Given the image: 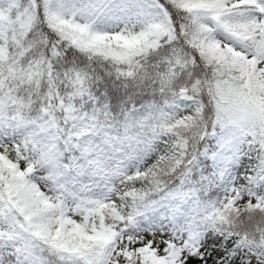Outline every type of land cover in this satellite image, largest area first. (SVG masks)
<instances>
[{"label": "snow or ice", "instance_id": "6c2138e0", "mask_svg": "<svg viewBox=\"0 0 264 264\" xmlns=\"http://www.w3.org/2000/svg\"><path fill=\"white\" fill-rule=\"evenodd\" d=\"M0 264H264V0H0Z\"/></svg>", "mask_w": 264, "mask_h": 264}]
</instances>
